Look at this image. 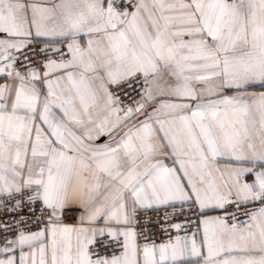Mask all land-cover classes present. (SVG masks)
<instances>
[{
	"label": "snow or ice",
	"instance_id": "snow-or-ice-1",
	"mask_svg": "<svg viewBox=\"0 0 264 264\" xmlns=\"http://www.w3.org/2000/svg\"><path fill=\"white\" fill-rule=\"evenodd\" d=\"M0 264H264V0H0Z\"/></svg>",
	"mask_w": 264,
	"mask_h": 264
}]
</instances>
